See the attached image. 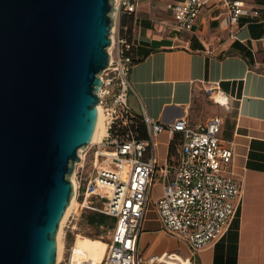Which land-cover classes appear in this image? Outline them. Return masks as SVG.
<instances>
[{"label":"water","instance_id":"obj_1","mask_svg":"<svg viewBox=\"0 0 264 264\" xmlns=\"http://www.w3.org/2000/svg\"><path fill=\"white\" fill-rule=\"evenodd\" d=\"M114 12L113 0H0V264H55Z\"/></svg>","mask_w":264,"mask_h":264},{"label":"built area","instance_id":"obj_2","mask_svg":"<svg viewBox=\"0 0 264 264\" xmlns=\"http://www.w3.org/2000/svg\"><path fill=\"white\" fill-rule=\"evenodd\" d=\"M137 1L113 0L114 23L106 48L109 61L99 75L101 84L96 91L98 115L102 116L105 132L84 149V155L88 149L92 153L84 194L100 200L99 204L84 205L114 219L102 258L94 264H199L197 252L220 240L235 219L242 198V182L231 168L232 147L219 138L222 126L219 115L199 123L181 117L165 124L140 113L147 133L145 138L119 133V127L131 121L127 96L131 90L129 70L135 58L133 42L120 31L118 17L122 11L133 13ZM206 5L221 7L228 24L237 23L244 16L258 15L257 8L248 0H168L175 31L193 32ZM206 92L214 102L216 95H222L224 101L217 103H226V97L218 88H209ZM162 132H167L170 138L178 135L180 139L175 154L158 164L155 138ZM75 166L76 199L82 177L78 176L77 162ZM155 177L161 186V193L154 202L161 230L183 242L188 257L175 252L143 255L139 251L142 224ZM89 187L92 190H88ZM56 264L72 263L61 256Z\"/></svg>","mask_w":264,"mask_h":264},{"label":"crops","instance_id":"obj_3","mask_svg":"<svg viewBox=\"0 0 264 264\" xmlns=\"http://www.w3.org/2000/svg\"><path fill=\"white\" fill-rule=\"evenodd\" d=\"M167 2L138 0L133 13L119 14L120 31L134 45L127 105L133 113H145L165 124L181 117L191 123L222 117L219 138L233 149L231 168L242 182V198L226 234L202 247L197 261L264 264V0H248L258 15L241 17L234 24L226 22L221 7L206 5L193 32L175 31ZM209 88H218L226 103L206 104V95L212 99L206 92ZM162 134L165 155L159 162L156 148L158 164L169 155L170 136ZM177 147L175 143L172 153ZM79 196H83L81 186ZM83 200L85 204L88 195ZM113 223L107 222L109 230ZM142 235L138 248L143 255L189 256L185 244L161 228L143 230Z\"/></svg>","mask_w":264,"mask_h":264},{"label":"rangeland","instance_id":"obj_4","mask_svg":"<svg viewBox=\"0 0 264 264\" xmlns=\"http://www.w3.org/2000/svg\"><path fill=\"white\" fill-rule=\"evenodd\" d=\"M204 102L206 104H211L213 103V100L210 99L208 95H206L204 97ZM164 135L165 134L160 133L155 138V145L159 156V162L163 160V157L165 155ZM84 149H86V146L83 148H79L77 150V153H80L81 155V156L78 155L80 156L81 159L80 161L77 162V166L78 165L80 166L79 170H80V175L82 177L80 181V186L83 188V196L85 197L84 190H85L86 181L88 180L91 172L90 159L92 153L91 150L88 149V151L84 155ZM74 168H76V166L73 167V171L71 172L70 177L73 174V178L75 179L76 176L74 174L75 172ZM160 193H161L160 182H158L157 177H155L151 186V194L149 196V200L146 206V212L144 215L142 230H154L161 228V223L158 219L156 208L154 205L155 199L160 195ZM83 196H79L76 198L78 201H80V203L76 202L75 197L73 198L74 199L73 205L69 209L68 215L66 216L63 224L61 225L62 231L60 233V240L62 243V248L59 259L61 258V256H63L65 260H67L68 258L73 260V257H76L75 254L76 249L74 247V244L77 236H88L92 238H99L103 242H106L108 239L110 230L106 225L94 227L87 224L85 216L89 213H94V211L86 207V205L89 204L88 202L89 198H94V197H91L89 195L87 202H85L86 205H84ZM142 233L140 235V240L141 237L143 236ZM70 249H71V253H70Z\"/></svg>","mask_w":264,"mask_h":264},{"label":"bare ground","instance_id":"obj_5","mask_svg":"<svg viewBox=\"0 0 264 264\" xmlns=\"http://www.w3.org/2000/svg\"><path fill=\"white\" fill-rule=\"evenodd\" d=\"M216 102L220 101H224V98L222 97V95H216L215 96ZM105 132V128L102 122V116L98 115V120H97V124H96V128H95V132H94V136H93V140L92 142L96 141L97 139H99L102 134ZM71 180L74 184V188L76 187V181L73 178V174L71 175ZM89 190H92V187H89ZM75 197V192L69 202V205L66 208V211L63 215V218L61 219V222L59 224V229L57 231L56 234V240H57V255H56V260H55V264L58 262L59 256H60V252H61V248H62V243L60 240V233H61V225L63 224L66 216L68 215L69 209L71 208V206L73 205L74 202V198ZM105 242H103L101 239L99 238H92V237H88V236H77L76 240H75V254L76 257H73V260L70 259L72 264H77L79 262L85 261L88 262L89 260H91L92 264L98 262L103 255L104 249H105Z\"/></svg>","mask_w":264,"mask_h":264},{"label":"trees","instance_id":"obj_6","mask_svg":"<svg viewBox=\"0 0 264 264\" xmlns=\"http://www.w3.org/2000/svg\"><path fill=\"white\" fill-rule=\"evenodd\" d=\"M131 121L125 124L124 126L119 127L118 131L119 133H132L138 138H145L147 136L145 124L143 122V119L141 117V114H135L131 111L130 116ZM177 136V138H176ZM180 137L178 135H174L169 140V146H168V153L169 157L172 156L174 153H172V147L175 143L179 142ZM171 153V154H170ZM86 222L88 225L98 227L101 225H106L108 221H114V219L110 216H107L103 213L94 211V213H89L85 216Z\"/></svg>","mask_w":264,"mask_h":264}]
</instances>
